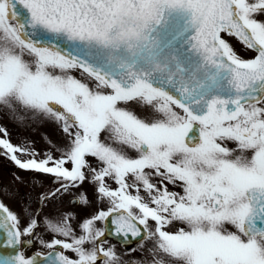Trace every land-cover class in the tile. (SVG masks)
I'll return each instance as SVG.
<instances>
[{"label": "snow or ice", "instance_id": "6c2138e0", "mask_svg": "<svg viewBox=\"0 0 264 264\" xmlns=\"http://www.w3.org/2000/svg\"><path fill=\"white\" fill-rule=\"evenodd\" d=\"M0 157V264H264V0H0Z\"/></svg>", "mask_w": 264, "mask_h": 264}, {"label": "rangeland", "instance_id": "374dc122", "mask_svg": "<svg viewBox=\"0 0 264 264\" xmlns=\"http://www.w3.org/2000/svg\"><path fill=\"white\" fill-rule=\"evenodd\" d=\"M5 122V121H4ZM8 126L12 131V137L15 140L20 135H30L34 137L37 142L42 141V137L44 132H48L49 134H55V129L50 126H42L35 129H20L15 124L8 122ZM10 169H12V164L10 161H7L0 157V183H7L12 180V176L10 173ZM27 190L26 186H21V192ZM10 203L16 204V201H10Z\"/></svg>", "mask_w": 264, "mask_h": 264}]
</instances>
